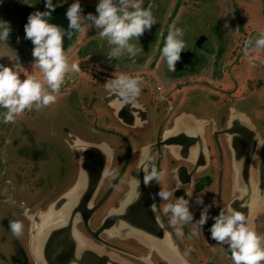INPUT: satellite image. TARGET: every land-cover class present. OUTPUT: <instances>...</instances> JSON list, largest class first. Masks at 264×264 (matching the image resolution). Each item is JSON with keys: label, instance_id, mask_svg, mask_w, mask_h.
I'll return each instance as SVG.
<instances>
[{"label": "flooded vegetation", "instance_id": "af4514ba", "mask_svg": "<svg viewBox=\"0 0 264 264\" xmlns=\"http://www.w3.org/2000/svg\"><path fill=\"white\" fill-rule=\"evenodd\" d=\"M165 1L143 0L144 6H151L156 22L133 41L141 48L135 57L125 54L108 58L111 46L92 27L83 33L73 31L68 38L62 36L69 62L76 60L80 71L66 75L54 103L26 109L13 122H0V264H67V250L57 252V242L52 243L54 256L47 253L49 244L42 241L43 232L37 229L38 215L64 191V184L74 181L77 152L84 142L99 148L102 144L103 151L112 152L109 169H116L117 174L103 178L94 198V202L102 203L91 213L89 229L81 221L76 225L92 241L85 246L102 247L111 256L100 258L92 250L90 257L89 250L83 249L73 260L77 264H232L227 246L208 238L212 217L228 204L247 215L256 232L264 234V200L254 210L252 202L243 203V196L249 200L243 195L249 191L232 193L231 181L232 159L242 161L243 154L251 151L256 169L264 156V145L257 147V143H264V133L252 119L259 108H264V90L259 88L253 94L248 82L245 87L244 82L238 83L239 87L231 71L232 65L243 74L247 63L239 62L243 58L254 62L259 57L264 68V48H256L249 55L254 48L249 44L244 51V41L262 32L260 26L247 21L251 0H228L221 5L217 0ZM203 1L213 6L216 16L203 20L206 32L196 30L199 19L193 13L195 5ZM71 2L53 0L55 8L49 21L66 27L64 12ZM95 3L80 0L82 14H95ZM43 7L42 0H0V20L9 24L8 35L17 43L7 42L4 48L0 42V52L16 57L26 73L37 77L39 69L32 67L33 45L24 38L23 25L30 12ZM183 18L192 21L186 23ZM169 24L183 29L185 41L172 72L159 55ZM9 44L13 50H8ZM148 57L151 59L146 62ZM13 62L15 59L0 56V64ZM117 73L142 77L134 104L122 105L115 94L103 88V82ZM225 77L229 81L220 82ZM238 87L242 88L240 94L235 93ZM145 144H151L156 154L152 163L164 171L160 182L149 181L146 186L142 183L145 173L137 167L139 149ZM68 156L73 169L70 179L63 182ZM139 170L142 176L136 178V189L145 190V208L117 209ZM257 178L264 182V171ZM177 184L179 189L173 191L170 201L184 196L185 191L192 192L191 197H185L192 221L180 226L179 236L176 226L169 225L167 215L161 212L166 201L156 196L161 186L172 190ZM234 196L240 197L236 207ZM249 205L250 211L244 208ZM205 206V223L196 227L198 234L192 236L193 224ZM122 216L123 222L118 219ZM11 220H19L24 226L18 237L8 228Z\"/></svg>", "mask_w": 264, "mask_h": 264}, {"label": "clouds", "instance_id": "9594fccd", "mask_svg": "<svg viewBox=\"0 0 264 264\" xmlns=\"http://www.w3.org/2000/svg\"><path fill=\"white\" fill-rule=\"evenodd\" d=\"M42 3L43 10L37 9L30 12L23 25L24 38L29 39L33 45L32 67L39 69L40 76L26 73L16 57L9 56L6 51L0 52V56L6 55L9 60L16 61L11 65L0 64V110H2L0 122L2 123L13 122L26 109H39L54 103L57 98L55 94L65 82L66 75L80 71L76 60L69 62L66 50L62 47V36L68 38L73 31L83 33L92 27L96 35L105 39L111 46L107 52L108 58H119L125 54L135 57L141 52V48L133 41H138V37L156 22L151 6H144L143 0H96L95 14L92 12L82 14L80 0H72L64 12L67 25L61 27L48 19L55 8L53 0H42ZM9 31V24L0 20V42L8 40ZM183 36L181 27L169 24L163 45L159 49V55L163 58L169 72L174 71V65L180 60V53L185 49ZM249 44L257 49L264 48V31L253 40L244 41L245 52ZM150 59V57L146 58V62ZM100 70L97 66V71ZM141 84L140 75L117 73L103 82V88L115 94L122 105L134 104ZM260 145L264 143H257V147ZM155 157L151 144H145L139 149L137 167L145 173L142 177V183L145 186L149 181L160 182L164 175V171L157 170L152 163ZM104 174L114 176L117 170L106 169ZM137 186L136 182L131 186L132 199L138 196ZM176 189H179L178 184L177 188L172 190L161 186L156 196L166 201L161 212L167 215L169 225L176 226L174 230L179 236L182 234L180 226L192 221V213L188 207L189 201L185 198L191 197L192 192L185 191L184 196H177L170 201L169 198ZM212 203L215 204V200ZM123 207L124 205L120 210H123ZM206 209L207 206L193 224L192 236L198 234L196 227L204 225L207 218ZM151 210L156 209L153 207ZM212 219L208 238L227 246L232 264H264V234L256 232L247 215L228 204L224 205ZM23 227L19 220H11L8 224L12 235L16 237L21 234Z\"/></svg>", "mask_w": 264, "mask_h": 264}, {"label": "water", "instance_id": "95a60500", "mask_svg": "<svg viewBox=\"0 0 264 264\" xmlns=\"http://www.w3.org/2000/svg\"><path fill=\"white\" fill-rule=\"evenodd\" d=\"M83 145L84 147L77 152L79 159L78 173L74 181L72 183L64 184V191L54 200L49 202L38 215L39 226H37V229L38 233L43 232L44 239L42 241L46 243L48 242L49 244L47 253H50L51 257L54 256L53 252L55 251V247L52 243L57 242V252H60V250H67L66 257L69 258L67 264H77V261L73 260L81 256L80 252L83 249L89 250L87 255L90 257L92 256V250H94L95 255L97 256L98 254L100 258L111 256V254L105 252L102 247L94 248L90 244L85 246L86 242L92 241L89 238L87 239L76 226L77 223L81 221L83 222L84 227L89 229L87 226L89 217L91 213L95 211V209H97L102 203L101 200L94 202L95 195L102 184L103 178L105 177L104 172L106 169L110 168L112 161V152L103 151L101 149L103 148L102 144H99L100 148L96 145H89L86 142H84ZM92 148L95 151H92ZM250 152L251 151L245 152L243 154L242 161L232 159V193L237 191L240 193L249 191L243 194L248 195L249 199L245 200L243 196V203L248 201H250V203L252 202L253 209L256 210L260 205H262L264 200V182H262L261 178H257V176L259 177V172L262 173L264 171V156L263 162H259L258 168L255 169L251 163L252 157ZM239 155L242 156L241 153H239ZM247 171H251V174L247 175ZM249 175H251L250 181L247 180ZM141 176L142 173L139 170V173H134L133 179H135L136 182V178L138 180L141 178ZM255 177L256 180L254 179ZM144 194L145 190H141L138 192V196H136L135 199H132L133 192L131 190H127L120 200L117 209H121V206L124 205L123 210L127 208V206H131V208L135 206L139 210H143L145 208L143 200L146 199ZM239 200L240 197H233L232 203L234 207L237 206L236 202H239ZM256 201H258L257 204ZM244 208L250 211V205L249 208L247 206ZM114 210L115 209L108 212L105 218H108V216L112 214ZM118 219L123 222L125 216H122ZM49 241H51L52 245H50ZM62 256H65V254Z\"/></svg>", "mask_w": 264, "mask_h": 264}, {"label": "rangeland", "instance_id": "374dc122", "mask_svg": "<svg viewBox=\"0 0 264 264\" xmlns=\"http://www.w3.org/2000/svg\"><path fill=\"white\" fill-rule=\"evenodd\" d=\"M164 2H166V1L164 0ZM169 2H172V0H170ZM224 2H228V0H217L218 5H221ZM247 6H248V10L250 12V16L248 17L247 21L253 23V25H255V26L256 25L260 26L262 28L261 30L264 31V0H251L250 2H248ZM214 12H215V10L209 2L203 1V2H200L198 5H195V10H193V13H194V16H196V18L199 19L198 25L195 26V28H197L196 29L197 31L199 30V31L206 32L207 25H204L203 20L208 19L209 17H210V19L215 18L216 16H215ZM183 21H185L187 23L188 21H192V20H190L188 18H183ZM255 26L253 27V29L256 31V30H258V28H255ZM7 42H12L15 46L17 45V43L14 42V40H12V37L10 35H8L7 41H3L2 46H4L5 43H7ZM4 48H5V46H4ZM254 49H256V48L254 47L253 52H249V55L255 53ZM8 50H13L11 44H9ZM245 56H248V55H245ZM249 59H250V56H249ZM255 59L256 60L254 62L252 60H251L252 62H250L248 60L246 61V58H243V60L241 59L239 61L240 63H246L247 62L244 65V67L242 68L243 74H241V72H239L240 69L231 65V71L235 77V81L237 82V85H238V83L240 84V82L241 83L244 82V87H245V85H247V82H248L250 84V87H251L250 92L252 91L253 94L255 91H258L259 88H263V90H264V74L262 75V73H260V75H258V71L264 72V68L261 67V65L263 63V59L259 60V57H255ZM256 62H257V64H256ZM247 69H249V70H247ZM254 71H255V74H253ZM226 80L229 81V79L225 77V78H222L220 82H223ZM228 85L232 86L229 83H228ZM239 87L237 89H235V93H237V94H240V92L242 91V88H239ZM254 87H255V89L253 90L252 88H254ZM242 94H243V97H247V95L245 93H242ZM221 95L222 94L220 93L219 96H221ZM252 119L257 124L258 129L262 133H264V108H262V109L259 108V114L255 117H253V115H252ZM67 162H68V166H67V170H66V175L63 176V182L66 179H68V180L70 179V177H71L70 172L73 169L71 167L72 166V159L70 158V156H68Z\"/></svg>", "mask_w": 264, "mask_h": 264}]
</instances>
